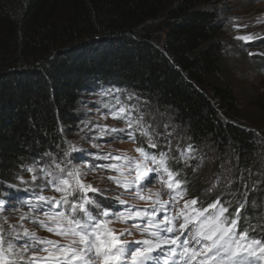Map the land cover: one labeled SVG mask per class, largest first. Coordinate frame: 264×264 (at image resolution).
<instances>
[{
  "label": "trees",
  "instance_id": "1",
  "mask_svg": "<svg viewBox=\"0 0 264 264\" xmlns=\"http://www.w3.org/2000/svg\"><path fill=\"white\" fill-rule=\"evenodd\" d=\"M216 7L206 0H0V199L27 167L61 148L96 85L167 113L193 151L234 157L247 175L260 167L264 139L237 119ZM191 183L187 196L198 208L222 197L215 190L202 196ZM231 190L226 214L248 199L247 225L264 235L258 193Z\"/></svg>",
  "mask_w": 264,
  "mask_h": 264
},
{
  "label": "snow or ice",
  "instance_id": "2",
  "mask_svg": "<svg viewBox=\"0 0 264 264\" xmlns=\"http://www.w3.org/2000/svg\"><path fill=\"white\" fill-rule=\"evenodd\" d=\"M235 39L249 42L255 37L247 35L237 36ZM103 107L109 109L113 119L124 120L126 127L96 125L99 137L123 138L126 135L128 139L135 141L136 133H139L141 137H147L148 148H157V143L149 131L151 126L146 125L142 114L134 115V109L122 105L119 98L115 104ZM92 146L99 147L97 144ZM191 150L189 145L186 151ZM134 151L139 154L138 158L107 153L94 156L93 159L110 160L113 163H85L77 166L68 157L70 153L79 152V149L69 144L62 161L58 162L53 158L50 165L39 170L44 180L39 185L41 192L51 188L59 196L34 194L33 199L23 202L29 211L20 212L19 215L20 221L33 220L39 227L67 242L42 239L27 228H23L21 233L13 225H9L13 231L7 235L12 236L13 240L26 237L31 241V244L25 243L23 249L9 259L8 254L13 253L14 244L8 243L7 248L4 247L6 234L0 226V264H20L21 261L25 264H97V261L99 264H261L264 261V241L250 239L251 228L238 231L244 204L236 208L232 219L226 215L229 208L221 203V197H217L207 207L198 208L197 198L184 199L187 194L186 181L177 178L178 173L167 166L169 153L162 151L157 159L144 146L137 147ZM45 155L51 156V153ZM182 158L186 162L187 157ZM97 169L115 171L118 175L108 176V180L118 188H123L126 193L134 192L132 199L150 203H145L143 207L129 205L128 201L116 196V203L127 205L124 211L115 213L109 208L99 211L101 205L89 193H101L102 190L91 183H85L84 180L89 171ZM27 171L35 173L37 170L29 167ZM150 173L155 175L161 189L155 192L149 189L148 194H145V182H152ZM37 179V175L31 176L32 181ZM214 188L215 184L208 191L211 192ZM165 189L169 198L162 200L161 194ZM89 206H94L96 215L89 210ZM5 207V202L0 201V210ZM44 207L48 209L44 212L45 219L31 215L33 211L42 210ZM158 213H164L162 219ZM109 217H114L120 223L131 222L132 227L144 238L122 240V236L132 234L131 229L114 231L110 227L113 220ZM39 245L44 246L42 250L48 253L47 256L24 257L23 253Z\"/></svg>",
  "mask_w": 264,
  "mask_h": 264
},
{
  "label": "rangeland",
  "instance_id": "3",
  "mask_svg": "<svg viewBox=\"0 0 264 264\" xmlns=\"http://www.w3.org/2000/svg\"><path fill=\"white\" fill-rule=\"evenodd\" d=\"M212 3L217 4L216 9L220 28L219 38L221 39L220 44L223 45L221 53L223 65L225 66V76L227 81L233 86L239 102L238 116L241 119H237L253 128L256 135L264 139V0H206V5L212 6ZM161 20L162 18L157 19L154 23V29L156 30L154 42L157 44L161 42V31L163 29ZM237 25L240 27H236ZM247 35H252L255 39L249 42L235 39L237 36ZM249 53H253V55H249ZM94 87L95 89H92L83 98L84 102L79 106V121L77 125L63 134L61 148L51 153V156L46 155L36 161L35 164L30 165L29 167L37 170L35 173H30L25 169L23 173L16 177L12 186L20 189L16 193L18 196L23 192H27L31 198H34V194L59 196L51 188L41 192L39 185L43 184L44 180L39 170L46 165H50L53 158L58 162L62 161L64 152L68 150L69 144L79 149V152L70 153L68 157L77 166H82L85 163H93L94 165L113 163L114 161L110 160L93 159L94 156L107 153H112L113 155L126 154L129 157L138 158L139 154L134 149L144 146L146 151L150 155H155L157 159H159L160 152L169 153L167 166H176L177 178L186 181V184L188 181H193L191 184H195L194 186H201L197 192L202 196L215 184L216 188L213 190L216 191L217 195L221 194V203L226 206L231 199L233 186H249V188L252 186L253 191L258 193L256 197L258 208L256 209L257 212H255L256 215L258 214L257 219L260 218L258 223L262 222L264 224V159L259 164L260 167L255 169V171H250L247 175L233 164L235 163L233 162L234 157H216V154H211L213 151L207 147L210 155L205 152L186 151L190 145L187 142L186 135L183 130L172 122L171 117L167 113H158L153 107L145 105V103H142L141 100L129 93L106 90L103 85ZM117 98H119L122 105L134 109V115L142 114L144 116L146 125L151 126L149 131L157 143V148H148L147 137H141L139 133H136L135 141L128 139L126 135L123 138H113L111 136L101 138L98 136L99 130L95 127L96 125H108L115 128L126 127L124 120L113 119L109 109L103 107V105L115 104ZM93 144H97L99 147H93ZM262 155L264 154L262 153ZM182 157H187L186 162ZM32 175H37L38 179L32 181ZM116 175L118 173L112 170L97 169L96 171H89L84 177L85 183H91L94 187L102 190L101 193H89V196L101 205L99 211H103L104 208H112L110 211L115 213L124 211L127 205L116 203L114 199L116 196L128 201L129 205L134 204L143 207L145 203H150L132 199L134 192L126 193L123 188H118L115 183L107 179L108 176ZM19 178H22V180ZM149 178L152 182H145L143 189L145 194H148L149 189L153 192L161 189V184L156 182L154 174L150 173ZM229 181H231V184H229ZM168 198L167 190L165 189L161 194V199L167 200ZM186 198L184 199H190ZM240 200L241 198L238 200V207L240 206ZM10 204L9 207L6 205L3 210H0V226L3 227L6 234L4 247L7 248L8 243L14 244L13 253L8 254L9 259L13 255L18 254L19 250L25 246V243L31 244V241L26 237L20 240H13L12 236L7 235V233L13 231L9 225H13L15 230L21 233L23 228H27L42 239L59 240L61 243L67 242L62 237L39 227L33 220L25 219L20 221V212H28V210L17 207L19 204L16 201H11ZM182 205L183 201H181V207ZM248 209L246 207L247 212H245V209H242L241 212L252 215L253 212H249ZM47 210V207H44L42 210H38V213H31V215L45 219L44 212ZM89 210L93 212V215L97 214L94 206H89ZM158 216L160 217V213H158ZM5 219L7 222H5ZM109 219L113 220L110 227L116 232H120L125 228L131 229L132 234L122 236V240H140L144 238L140 232L132 227L131 222L125 224L115 221L114 217H109ZM250 219L254 221L252 218ZM43 247V245H39L36 248H30L23 255L25 258L33 255L37 257L47 256L48 253L42 250ZM20 264H25V262L21 261ZM97 264H99V261H97ZM261 264H264V261Z\"/></svg>",
  "mask_w": 264,
  "mask_h": 264
},
{
  "label": "bare ground",
  "instance_id": "4",
  "mask_svg": "<svg viewBox=\"0 0 264 264\" xmlns=\"http://www.w3.org/2000/svg\"><path fill=\"white\" fill-rule=\"evenodd\" d=\"M108 87V86H107ZM121 91V90H120ZM185 197H188L187 194L185 195ZM189 198V197H188ZM191 199V198H190ZM161 218H163V216H161Z\"/></svg>",
  "mask_w": 264,
  "mask_h": 264
}]
</instances>
